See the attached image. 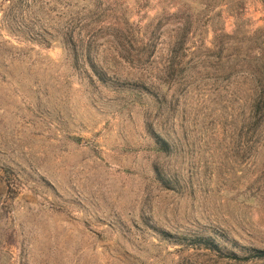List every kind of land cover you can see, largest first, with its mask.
Here are the masks:
<instances>
[{
  "label": "rangeland",
  "instance_id": "1",
  "mask_svg": "<svg viewBox=\"0 0 264 264\" xmlns=\"http://www.w3.org/2000/svg\"><path fill=\"white\" fill-rule=\"evenodd\" d=\"M0 264H264V0H0Z\"/></svg>",
  "mask_w": 264,
  "mask_h": 264
},
{
  "label": "trees",
  "instance_id": "2",
  "mask_svg": "<svg viewBox=\"0 0 264 264\" xmlns=\"http://www.w3.org/2000/svg\"><path fill=\"white\" fill-rule=\"evenodd\" d=\"M219 237H220V235L218 234V235H217V238H219ZM215 238H216V237H215ZM217 238H216V239H217ZM199 240L202 241L201 239L197 238V241H199ZM206 241H207V242H210L211 245H214V244H215L214 240H209V239H208V240H206ZM212 241H213V242H212ZM215 245H216V244H215ZM260 254H261V253H260Z\"/></svg>",
  "mask_w": 264,
  "mask_h": 264
}]
</instances>
